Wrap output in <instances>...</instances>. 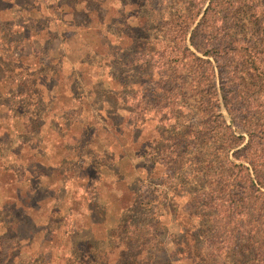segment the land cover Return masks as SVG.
Instances as JSON below:
<instances>
[{"label": "rangeland", "instance_id": "1", "mask_svg": "<svg viewBox=\"0 0 264 264\" xmlns=\"http://www.w3.org/2000/svg\"><path fill=\"white\" fill-rule=\"evenodd\" d=\"M51 1L0 0V85L10 88L21 77L15 59L22 33L29 34L23 50L25 64L33 67L40 60L48 69L43 75L49 74V67L62 69L54 78L52 74L38 78L36 86L23 81L16 89L21 93L11 103L0 86V102L8 105L0 113L9 118L0 124V132L11 128L12 118L21 119V100L30 107L38 103L36 109L42 110L39 123L43 122L39 136L30 126L22 133L12 130L7 141L0 140L2 247L16 252L14 236H22L20 250H30L21 257L30 256L32 264L51 261L56 253L67 258L72 252L86 256L91 264H102L97 255L119 241L125 254L132 253L127 259L131 264H148L149 257L156 259L149 264H198L196 256L210 261L206 264H264V254L260 255L263 260H255L261 250L245 246L237 251L239 246L227 248L225 236L209 237L216 227L211 223L215 218L204 210L202 196L221 204L222 192L216 191L220 190L221 171H226L228 161L241 163L233 157L236 148L230 137L231 133L238 136L236 127L221 110L231 125L226 128L212 102L206 103L213 89L203 79L191 81L180 73L175 82L168 81L157 61L171 59L170 52L176 47L170 35L171 17L200 13L199 18L207 1L106 0L101 13L94 0H59L70 10L64 19L74 21L78 29L69 31L52 23L50 29L57 38L40 54L37 36L27 30L37 28L35 20L60 15L56 10H42ZM85 2L91 10H98L99 16L89 13L88 26L94 28H82L88 20ZM36 9L39 14L35 16ZM249 10L245 7L236 16L243 30L236 38L254 37ZM102 17L112 21L100 26L97 19ZM124 34L132 41L124 40ZM151 61L157 62L152 66ZM257 86L251 89L262 107L257 116L264 121V89ZM72 97L75 101H68ZM32 125L37 127V123ZM240 143L242 147L246 140ZM33 156L43 164L39 179L25 172L17 181V175H22L20 161ZM244 185L246 196H254L250 185ZM16 196L29 210L22 209L21 202L14 211L10 209ZM223 211L218 212L219 218ZM200 231L209 235L203 237L197 234ZM239 231L246 239L253 237L249 227ZM183 233L199 238L189 246L196 254L192 262L175 263L179 256L173 255L174 250L169 252V242ZM143 239L150 243L142 247ZM231 239L236 240L230 235L227 241ZM141 250L137 260L139 255H134Z\"/></svg>", "mask_w": 264, "mask_h": 264}, {"label": "trees", "instance_id": "2", "mask_svg": "<svg viewBox=\"0 0 264 264\" xmlns=\"http://www.w3.org/2000/svg\"><path fill=\"white\" fill-rule=\"evenodd\" d=\"M205 1H207V5L204 7L199 18L198 16L200 13L195 14L194 16L175 13L171 17L170 23L172 27L170 28V35L173 42L177 41L176 47L175 50L170 52L171 59L165 61L167 58L160 57L157 61H161L164 75L168 81L175 82L177 75L180 73H183L186 77H190L191 81L195 79H197V81L203 79L204 83L213 89L212 93H210L211 91H208V94L210 93V98L207 99L206 103L211 104L212 102V105L214 106L212 109L218 111V116L222 123H224L226 128L230 129L231 125L226 124L224 116L221 113V110H224L232 125L236 127V132H238V136L231 133L230 137L234 139L233 146L236 148L233 152V157L235 160L241 161V163L236 164L232 161H228V168L226 171H221V178L219 179L220 190H216L217 192H222V198L220 199L221 204L216 203L217 200L215 201V199H211L208 195L202 196L205 204L204 210L208 212L210 216L215 218L211 223L216 227L211 235L207 233L204 235L203 231H200L197 234H202L203 237L209 235L212 239L214 237L217 238L218 235L225 236V244H227V248H235L239 246L237 251L245 246L246 249H251L255 252L261 250L262 253H257L255 256V260L259 262L260 260L257 258L261 257L260 259L263 260V257L260 255L264 254V239L261 237L264 235V121L261 119V116H257L258 113L261 115L262 111H258H260L259 108L262 107H260V103L254 99V91L251 88L253 85H258L257 87L264 89V0ZM51 2L50 6L42 7V10L45 9L50 12L56 10L60 15L45 19L43 22L35 20L33 24L35 23L37 28H33V30L29 29L31 26L26 28L29 29L27 31L33 32L32 36H37L36 41L41 44L40 51L38 52L40 54L47 52L48 50L46 46L50 45L52 41L57 38L54 31H51L50 29L52 23L57 22L60 26H64L69 31H75L78 29V25H76L74 21L70 20V22H68L63 17V14H67L70 11L69 7L60 3L59 0ZM94 2H96V8L102 13L106 0H94ZM84 4L83 10L87 11V19L89 18V13H94L99 16L97 9L91 10L86 2ZM256 4L258 8L255 9L253 6ZM245 7L252 10L250 21L254 25L250 29L252 32L251 36L254 35V37L249 40H246L245 37L242 39H240V37H235L236 35H242L243 30L240 29L241 25L238 24L239 20L236 16L241 15L240 13ZM38 11L39 10L36 9L34 12L35 16L39 14ZM110 21H112V18L108 19L102 17L97 19V24L101 26L103 23L106 24ZM88 22H90L89 19L87 20V25L82 27L83 29H89L92 27L88 26ZM193 24L195 25L191 27ZM39 25L42 27L39 28ZM235 29L237 31L233 34ZM22 35V39L18 41V46L20 45L21 49L18 51L19 54L15 59V61L17 60L16 65H19L18 68L20 67L19 73L21 74H19V76L21 77L18 79V82L10 88L6 87V84L0 85L1 88H5L2 93H4L5 97L9 98V103L15 99L16 95L21 93L16 89L22 85L23 81H27L30 85H33L34 83L36 86L38 78H46L49 74H52L54 78L56 75L58 76V72L62 71V69L59 71L49 67V74L43 75L48 69L46 70L42 66L40 60L33 67H30L29 64H25L22 61L26 58L23 50L26 41H28L26 39L29 34L22 33ZM123 36L125 38L124 40H131L129 35L124 34ZM166 36H169V31L166 33ZM166 42H168V39ZM22 43L24 44L22 45ZM161 43L166 44L165 41ZM28 45L30 44L28 43ZM18 46L17 48H19ZM143 47L144 46H142L140 50H142ZM189 47H191L194 52L190 50ZM197 54H200L201 56H198ZM157 61H151L152 66H154ZM48 62L47 64H49ZM248 81L251 82L249 83ZM217 82L219 83L218 88L215 87ZM71 100L73 102L75 101L73 97L68 99V101ZM24 102L25 101L21 100V119L12 118L11 128H6V130L0 132L1 143L9 139L12 135V130L13 132L20 131L18 133H22L30 126L32 127L29 128L30 130L33 129L38 136L40 135L43 126L42 121L39 123V120L42 117V110L36 109V107L39 106L38 103H35V105L30 107L29 105L24 104ZM50 105H54L53 101H50ZM7 106L5 103L0 102V108H3L4 111H7ZM7 119L9 118L0 113V124ZM33 123H37L36 128L33 127ZM241 140H246V143L242 147H239L241 145ZM20 162L21 163L19 164L22 175H17V181H21L25 172H27V176L31 173L30 175L32 177H38L41 175L43 164H41L37 157H28L25 161L21 160ZM244 163H247L248 166H244ZM2 173L5 174L4 172ZM12 177L15 178L14 172ZM38 179L36 178L37 188L39 184ZM10 182L12 183L13 179L10 180ZM27 183L29 186V177L27 178ZM244 183L250 185V189L253 190L254 196H246L244 190H247L248 187H245ZM12 186L13 185H11V187ZM237 197L238 200L236 199ZM19 202H21L19 196L13 197V201L11 202L12 208L10 207V209L14 211ZM22 204L26 203L21 202L19 205ZM29 208L30 207L27 205H22V209L29 210ZM222 208L224 211L221 215L222 217L219 218L217 214ZM237 217L239 219H237ZM248 227V234H252L253 237L248 236V239H246L239 234V230ZM235 230H238V232L236 236H233ZM7 232L12 231L9 229ZM244 233H246V231H243V234ZM186 235V233H183L178 239L169 242L171 244L169 252L173 253L174 250L173 255L179 256L177 260H174L175 263L192 262L193 253L196 254L191 251L189 246L192 242L195 244L199 238L195 233ZM230 235L236 240L231 239V241H227V238H229ZM17 236L18 237L14 236L15 241L12 244L17 247V251L14 253L12 248L4 249L0 244V264H14L16 260L19 262L18 264H32V258L30 256L28 258L26 257V259L21 257L24 253L28 255V250L30 249L26 247L22 253L20 250L22 236ZM193 237L196 238V240H194ZM254 237L257 239L256 241L254 240ZM241 239L245 240L246 243L241 245L239 243ZM142 241V247H144L147 242L150 243V241H146L145 239ZM9 244L11 245V242ZM120 244H122L121 241L117 243L116 247L111 248L109 251H102L97 255V257L101 258L102 264H131L127 259L132 253L125 254V250L120 249ZM184 255H187V257L184 258ZM134 256H138L137 260L140 259L142 256V250ZM195 258V260L198 261V264H206L210 262L206 259H198L197 256ZM85 259L86 256L82 257V255H79L76 252L70 253L67 258L63 257L60 253H56L51 261L40 262L39 264H91L90 262L85 261ZM154 260H156L155 257L146 258V262L149 261L148 264L150 261ZM130 261H132V259Z\"/></svg>", "mask_w": 264, "mask_h": 264}]
</instances>
